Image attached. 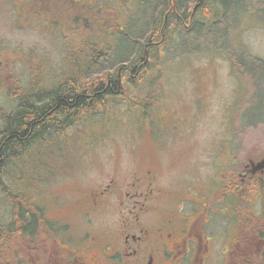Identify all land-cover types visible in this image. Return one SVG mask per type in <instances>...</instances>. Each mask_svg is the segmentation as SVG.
<instances>
[{
	"label": "rangeland",
	"instance_id": "374dc122",
	"mask_svg": "<svg viewBox=\"0 0 264 264\" xmlns=\"http://www.w3.org/2000/svg\"><path fill=\"white\" fill-rule=\"evenodd\" d=\"M72 1L119 5L126 11L132 8L129 0ZM249 2L247 14L239 12L243 15L233 27V37L236 45L264 60V19L255 14L264 5V0ZM40 5L39 0H0V113H8L16 107V90L22 91L23 85L27 86L31 81L38 85L40 82L42 88L58 84L72 57L73 42L78 45L81 25L74 29L67 7L63 8L58 2L55 5L43 2L40 9L45 8L35 10ZM87 20L90 24L93 18H76L78 24ZM214 33L212 29L208 30L204 40L200 35L190 33L187 39L191 41L184 52L155 68L152 86L155 96H147L150 89L147 82L138 89L129 86L127 94L135 96L137 102H154L145 115L131 106L130 98L121 105L116 102L118 106L114 103L109 105L107 112L97 113L100 116L92 125V115H82V122H75L62 133L48 136L46 141L32 144L22 152L20 159L7 162L0 184L2 227L13 232L17 229L10 224L14 220L20 224V214L14 208H19L20 202L16 199L21 197L31 205H38V208L35 206L37 212L55 210L54 216L55 212L63 215L51 223L54 228L65 229L64 239L69 240L71 234H79L73 219H69L71 207L80 204L78 196L88 189H98L110 180L121 182L139 169L155 166L159 168V183L176 192L185 185L188 155L196 154L197 149H205L202 159L208 161L205 170L210 176V165L214 164L210 155L216 153L214 147L218 140L224 148L223 157L218 161L223 160L225 184L230 169L236 171L229 168L230 160L234 159L233 165L239 167L250 154L264 156V123L246 126L240 121L246 103L251 102L246 87L248 80L238 81L230 59L219 51V37ZM176 36H172L174 40ZM156 96L159 115L166 116V120L171 116H176V121L183 117L187 119L186 125L177 123L182 129L176 134L178 140L167 143L164 148L155 146ZM109 110L114 111L109 115ZM1 127L0 119V130ZM43 224L38 221L33 227L35 234L30 237L13 233L7 239V249L0 251H8L10 262L0 261V264H11L12 257L23 259L25 254L28 264H65L56 250L54 257L47 251L55 249V240L45 235ZM221 228L227 230L228 227L223 225ZM93 229L104 231L106 226L95 224Z\"/></svg>",
	"mask_w": 264,
	"mask_h": 264
},
{
	"label": "trees",
	"instance_id": "16d2710c",
	"mask_svg": "<svg viewBox=\"0 0 264 264\" xmlns=\"http://www.w3.org/2000/svg\"><path fill=\"white\" fill-rule=\"evenodd\" d=\"M39 1L41 5L58 2L63 8L67 7L74 29L81 25L82 34L78 45L73 42L72 57L58 84L42 88L40 82L38 85L31 81L27 86L23 85L22 91L16 90V107L8 113H0V184L7 162L20 159L22 152L32 144L46 141L48 136L62 133L75 122H82V115H92V125L100 116L97 113L107 112L109 105L124 104L129 98L131 106L145 115L154 102H137L135 96L127 94L129 86L138 89L147 82V88H150L147 96H155L153 71L184 52L191 41L187 39L190 33L200 35L204 40L208 30L215 32L220 41L218 49L230 59L238 81L248 80L246 87L251 102L246 98L247 107L241 113V123L246 126L264 123V60L236 45L232 33L238 18L247 14L251 0H129L132 8L128 11L119 5L112 7L105 3ZM41 5L35 10L45 8L40 9ZM240 11H244L243 14L239 15ZM255 14L264 19V5ZM83 15L93 21L78 24L77 16L83 19ZM174 34H177V41L172 37ZM177 49L180 50L176 52ZM109 111L110 115L114 110ZM260 185V189H264V181ZM16 200L20 204L14 211L16 209L20 214L17 216L21 221L18 224L14 220L10 225L17 226L15 232L21 233L23 228L25 234H32L35 218L26 214L31 204L21 197ZM2 226L0 223V251L7 249V239L15 233ZM9 251L12 252L10 248ZM7 252H0V261L10 262ZM17 258L12 257L11 264Z\"/></svg>",
	"mask_w": 264,
	"mask_h": 264
},
{
	"label": "flooded vegetation",
	"instance_id": "af4514ba",
	"mask_svg": "<svg viewBox=\"0 0 264 264\" xmlns=\"http://www.w3.org/2000/svg\"><path fill=\"white\" fill-rule=\"evenodd\" d=\"M156 98L155 146L164 148L178 140L182 129L177 123L186 125L187 119L176 121L173 115L166 120L159 115ZM219 142L210 155V176L208 161L202 159L205 149H197L199 155L189 153L185 185L176 192L159 183V168L154 166L81 193L80 204L71 207L69 216L79 234H71L70 242L64 239L66 230L51 223L63 215L37 212L35 204L26 214L37 218L34 225L44 223L43 232L55 240V249L47 251L54 257L56 250L65 264H264V169L257 167L264 156L250 154L239 167L230 160L229 168L236 171L230 169L225 184ZM95 224L106 229H93ZM22 230L19 235L35 234ZM22 257L19 264H28L26 254Z\"/></svg>",
	"mask_w": 264,
	"mask_h": 264
},
{
	"label": "water",
	"instance_id": "95a60500",
	"mask_svg": "<svg viewBox=\"0 0 264 264\" xmlns=\"http://www.w3.org/2000/svg\"><path fill=\"white\" fill-rule=\"evenodd\" d=\"M263 162V163H262ZM260 164L257 165L258 168H264V160Z\"/></svg>",
	"mask_w": 264,
	"mask_h": 264
},
{
	"label": "bare ground",
	"instance_id": "6f19581e",
	"mask_svg": "<svg viewBox=\"0 0 264 264\" xmlns=\"http://www.w3.org/2000/svg\"><path fill=\"white\" fill-rule=\"evenodd\" d=\"M249 200V199H248Z\"/></svg>",
	"mask_w": 264,
	"mask_h": 264
}]
</instances>
